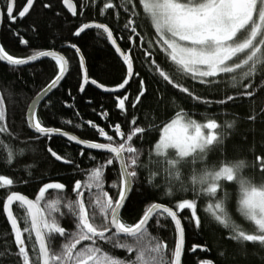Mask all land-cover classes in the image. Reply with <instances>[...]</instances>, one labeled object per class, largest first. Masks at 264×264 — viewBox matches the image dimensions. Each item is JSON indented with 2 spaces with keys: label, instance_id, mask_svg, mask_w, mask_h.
<instances>
[{
  "label": "snow or ice",
  "instance_id": "snow-or-ice-1",
  "mask_svg": "<svg viewBox=\"0 0 264 264\" xmlns=\"http://www.w3.org/2000/svg\"><path fill=\"white\" fill-rule=\"evenodd\" d=\"M34 2L26 0L22 9H17L15 0H8L5 9L0 11V19L6 14L10 21H17L29 13ZM64 3L75 11L71 0H64ZM104 8L109 15L115 16L116 25L121 24L123 12V25L117 31L131 33L126 39L133 46L135 41L143 40L138 32L140 24L137 21L142 19L148 22V26L154 30L155 39L150 38L145 42L148 47L144 48L137 59L149 63L165 84L174 83L176 89L206 105H224L234 101L235 97L253 96V91L249 90L251 81L244 83V80L252 77L258 66L264 70V0H106ZM89 29H99L106 33L107 40L121 58L125 72L120 82L109 87L91 78L85 68L79 90L83 92L85 84L89 83L110 94L116 89H123V92L115 95L114 104L125 113L129 106L134 110L131 119H126L127 131L122 130L120 123H115L112 125L113 135L93 120H87V125L96 129L98 136L106 138L108 142L79 139L67 131L62 132L59 127L45 126L37 117V104L50 89L60 84L68 71V62L64 56L53 51H34L30 55L17 56L9 54L0 46V61H6L9 65L22 66L36 61L38 57H54L55 64L59 66L55 77L36 94L24 118L35 133L45 137L54 133L61 134L81 146H87L89 150H107L111 154V158L87 169L83 181L74 180L71 189L74 196L65 194L62 190L66 189V185L59 181L43 183L35 199L19 191H11L6 196L3 212L14 235L20 264H181L184 244L182 210L191 211L190 220L199 228L201 219L197 215V199L201 196L207 199L205 211L228 230L232 240L242 246L245 242L264 245V179L256 182L253 177L245 174L248 167L245 158L224 159L219 164L211 165L207 161L208 153L223 143L225 126L230 128L236 121L220 124L216 118L203 114V119L198 121L183 107L173 104V115L167 120H161L159 138L155 147L149 150L148 162L145 163L141 160L142 148L135 146L136 140H142L145 132V128L139 126L140 116L136 113L137 105L148 92L145 80L137 71L138 65L132 51L121 48L109 23L96 20L83 22L75 28V35L79 36ZM22 43L27 45L28 41ZM70 47L80 52L77 44L72 43ZM153 47L164 54L177 75L210 86L230 85L234 91L231 94L225 92L222 98L215 100L196 95L189 87L175 82L173 75L161 67L157 59L152 58L150 49ZM84 64L85 58L80 55L79 65L83 68ZM133 78L137 90L134 97L130 98L128 87ZM241 87L244 91L239 90ZM68 91L71 94V89ZM172 99L175 100V97ZM5 117L4 98L0 95V133L11 135ZM145 118H148L147 113ZM152 118H155L154 114ZM151 127L155 125H150L149 129ZM114 136L118 139L114 140ZM19 152L24 153L25 148H19ZM48 152L58 160L66 159L51 147ZM80 152L83 155L84 149L81 148ZM89 156L92 160L96 159L91 156V152ZM12 159L13 153L8 150L7 162L11 163ZM256 159L260 168L264 169V157L257 156ZM114 161H118V170L116 178L111 181L115 192L110 194L105 189V168L108 165L115 167ZM145 168L148 171L147 183L154 188H161V184L155 181L163 175L164 196L173 198L176 193H185L190 187L193 197L176 200L173 206L161 202L148 203L140 218L134 223H128L122 218L121 209L139 179V170ZM224 181L238 185L237 211L255 223L257 229L254 232L244 230L233 219L229 194L223 189ZM0 184L12 186L14 181L7 175H0ZM49 189L60 190V195L57 200L46 201V212L41 201L46 200L45 193ZM221 191L224 193L222 196L219 195ZM14 202L26 212V215L22 213L20 219L12 210ZM162 217L170 218L175 225L176 242L171 251L161 238L149 231L150 220L155 218V224L160 225ZM62 219H68L71 227L66 229L61 223ZM33 232L39 242L38 249L36 243L31 245L35 259L30 256L26 243V240L32 239ZM116 249L124 250L128 255H116ZM202 264L214 262L206 260Z\"/></svg>",
  "mask_w": 264,
  "mask_h": 264
},
{
  "label": "trees",
  "instance_id": "trees-1",
  "mask_svg": "<svg viewBox=\"0 0 264 264\" xmlns=\"http://www.w3.org/2000/svg\"><path fill=\"white\" fill-rule=\"evenodd\" d=\"M7 2L8 0H0L2 11ZM72 2L75 4L73 12L64 7V0H36L29 14L18 18L17 21H10L6 14L3 16L0 40L1 46L9 54L26 56L34 51H58L68 62L65 79L37 111V117L45 126L59 127L62 132L67 131L80 139H91L97 142L108 141L106 138L99 137L96 129L87 125L89 119L104 127L110 135L114 133L112 125L115 123H120L122 130L127 131L126 119H131L134 110L129 106L125 113L114 104L115 95L124 90L116 89L110 94L89 83L81 92L79 84L83 81L79 53L70 47L72 43L78 45L85 58L89 76L97 79L98 83H105L111 87L120 82L125 68L111 42L107 40L106 33L99 29H89L79 36L75 35V28L83 22L96 20L109 23L113 27L121 48L132 51L133 59L138 65L137 71L140 72L148 88V92L141 98V103L136 108V113L140 116L139 126L145 128L142 140H136L135 145L143 150L141 160L148 162L149 150L155 147V142L159 138L158 127L161 120H167L173 115L172 105L175 104L193 114L198 121L203 119V115L216 118L220 124L235 120V124L230 128L225 126L223 143L215 151L208 153L207 161L211 165L219 164L224 159L245 158L248 164L245 174L253 177L256 182L264 179V169L260 168L259 161L256 159L257 156L264 157V70L258 66L257 72L244 80V83L251 81L249 90L253 91V96L235 97L234 101L226 102L224 105L215 103L206 105L176 89L174 83L165 84L162 78L155 74L149 63H142L137 59L144 48L148 47L145 42L150 38L155 39L154 30L148 26L146 20L137 21L140 24L138 32L143 40L135 41L133 46L126 39L131 33L117 31V28L123 25L122 11L121 24L116 25L114 24L115 16L109 15L108 10L104 8L106 0H72ZM25 3L26 0H16V8L22 9ZM24 40L28 41L27 45L22 43ZM150 50L153 53L152 58L157 59V63L173 75L175 82L189 87L190 91L196 95L215 100L222 98L225 92L231 94L234 91L230 85L210 86L199 80L193 81L190 77L179 76L161 51L156 47ZM58 68L55 59L50 58L24 66H13L0 61V95L4 98L5 124L12 133L11 135L0 133V175H7L14 181L12 186L0 184V253H3L0 255V264H20L16 254L14 235L11 233L10 224L2 207L6 196L11 191H19L35 199L43 183L59 181L66 185V189L62 191L74 196V193H71L74 180L83 181L86 178L87 169L111 158L109 153L83 148L60 135L45 137L34 133L26 124L24 118H26L29 104L41 88L55 77ZM136 90L137 83L133 78L128 87L130 98L134 97ZM239 90L244 91L242 87ZM173 97L175 100L172 99ZM145 113H147V119ZM150 125L155 127L149 129ZM116 139L118 137L114 136V140ZM21 147L25 148L24 153L19 152ZM49 147L66 159L58 160L52 157L48 152ZM81 148L84 149L83 155L80 152ZM8 150L13 153L11 163L7 162ZM89 152L91 156L96 157L95 160L90 158ZM77 165L79 168H76ZM114 165L115 167L108 165L105 168V189L110 194L115 192L111 181L116 178L118 161H114ZM199 167L200 165L197 164V168ZM147 175L146 168L139 170V179L133 185L129 199L121 212L122 218L128 223L138 220L148 203L161 202L173 206L176 200L193 197L190 187L187 192H178L173 198L164 196L163 175L155 181L161 184L159 189L147 183ZM223 189L229 194L233 219L244 230L254 232L257 229L255 223L247 220L237 211L238 185L235 182L224 181ZM223 194V191L219 192V195ZM59 195L60 190H46V200L41 201V206L46 212V201L57 200ZM206 203L207 199L203 196L197 199V215L201 219L199 228L190 220L191 211L182 210L181 221L185 231L182 264H202L206 260H211L214 264H264V245L259 242H245L242 246L232 240L228 230L219 225L205 211ZM12 210L18 219L21 218L22 213L26 215L17 203L13 205ZM61 210L67 211L66 208ZM61 223L66 229L71 227L68 219H62ZM149 224V231L161 238L168 245L169 251L174 249L176 232L170 218L162 217L160 225H156L153 218ZM26 243L30 249V256L35 259V255L31 253L32 243H36L38 249L34 232L32 239L26 240ZM195 245L200 247L194 248ZM115 254L128 255L121 249H116Z\"/></svg>",
  "mask_w": 264,
  "mask_h": 264
},
{
  "label": "water",
  "instance_id": "water-1",
  "mask_svg": "<svg viewBox=\"0 0 264 264\" xmlns=\"http://www.w3.org/2000/svg\"><path fill=\"white\" fill-rule=\"evenodd\" d=\"M35 2H36V0H35ZM35 2H34V4H35ZM71 3L74 5V7H75V4L72 2V0H71ZM34 4H33V6H34ZM33 6L30 8V11H31V9L33 8ZM64 7L67 9V10H69V11H71V12H73V9H70L69 7H68V5L67 4H65L64 3ZM15 8H16V0H15ZM0 11H2L1 10V7H0ZM29 11V12H30ZM29 13H27L25 16H27ZM2 21H3V18L2 19H0V32H1V27H2ZM0 46H1V40H0ZM113 46V45H112ZM113 48H114V46H113ZM53 52H58V51H53ZM60 55H62V56H64L61 52H58ZM80 55H82V53L81 52H79V56ZM48 58H50V59H55L54 57H48ZM41 59H46V58H44V57H38L37 58V60L36 61H31V62H28L27 64H25V65H29V64H33V63H35V62H37V61H39V60H41ZM4 63H7L6 61H3ZM8 64V63H7ZM22 66H24V65H22ZM67 68H68V63H67ZM86 68V64H84V66H83V68H82V73H83V71H84V69ZM87 69V68H86ZM68 72V71H67ZM67 72H66V74H65V76H64V78L62 79V81L60 82V84L63 82V80L65 79V77H66V75H67ZM59 84V85H60ZM59 85L56 87V88H54V89H50L49 90V92L46 94V96L40 101V103L39 104H37V107H36V115H37V111H38V109H39V107L41 106V104L51 95V93L55 90V89H57L58 87H59ZM87 86V84H85V87ZM84 87V88H85ZM97 88H98V86H96ZM100 90H103V91H106L105 89H100ZM106 92H108V91H106ZM34 99H36V96H35V98ZM33 99V100H34ZM33 100L31 101V103L29 104V106L32 104V102H33ZM29 108V107H28ZM28 111V110H27ZM26 116H27V114H26ZM32 130V129H31ZM33 132H34V130H32ZM35 133V132H34ZM51 135H60V136H62L61 134H51ZM73 135V134H72ZM63 137V136H62ZM65 138V137H64ZM65 139H67V138H65ZM80 139V138H79ZM68 140V139H67ZM68 141H70V142H72V143H75V144H77V145H79L78 144V142H76V141H71V140H68ZM79 146H81V145H79ZM81 147H83V148H86V149H88L87 148V146H81ZM95 151H100V152H105V153H108L107 152V150H95ZM110 154V153H109ZM131 193V192H130ZM130 193H129V195H130ZM127 201V200H126ZM126 201H125V203H126ZM15 204V202L13 203V205ZM13 205H12V207H13ZM122 210H123V208L121 209V212H122ZM150 222H151V220H150ZM149 222V223H150ZM183 225V224H182ZM34 235H35V233H34ZM37 244H38V247H39V242L37 241ZM184 250H185V231H184V244H183V250H182V254H181V264H182V260H183V254H184Z\"/></svg>",
  "mask_w": 264,
  "mask_h": 264
}]
</instances>
